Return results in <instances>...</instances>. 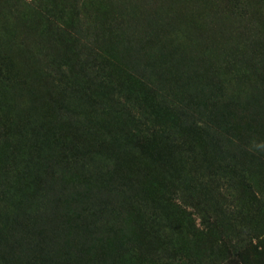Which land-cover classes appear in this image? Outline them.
I'll list each match as a JSON object with an SVG mask.
<instances>
[{
  "label": "rangeland",
  "instance_id": "374dc122",
  "mask_svg": "<svg viewBox=\"0 0 264 264\" xmlns=\"http://www.w3.org/2000/svg\"><path fill=\"white\" fill-rule=\"evenodd\" d=\"M0 264H264V0H0Z\"/></svg>",
  "mask_w": 264,
  "mask_h": 264
}]
</instances>
